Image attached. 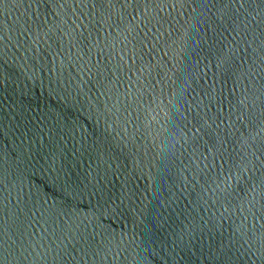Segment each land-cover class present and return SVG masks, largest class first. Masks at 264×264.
<instances>
[{
  "label": "water",
  "instance_id": "1",
  "mask_svg": "<svg viewBox=\"0 0 264 264\" xmlns=\"http://www.w3.org/2000/svg\"><path fill=\"white\" fill-rule=\"evenodd\" d=\"M0 264H264V0H0Z\"/></svg>",
  "mask_w": 264,
  "mask_h": 264
}]
</instances>
